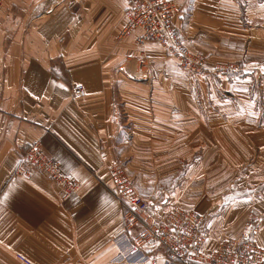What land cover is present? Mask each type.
Listing matches in <instances>:
<instances>
[{
    "label": "crops",
    "instance_id": "1",
    "mask_svg": "<svg viewBox=\"0 0 264 264\" xmlns=\"http://www.w3.org/2000/svg\"><path fill=\"white\" fill-rule=\"evenodd\" d=\"M171 1L202 73L123 36L129 0L3 1L0 264H130L115 263V240L143 227L127 226L111 192L115 167L147 223L198 212L207 253L250 227L264 249V0ZM75 85L87 92L77 102ZM34 143L81 186L67 201L45 173H17ZM144 251L145 264H166L162 246Z\"/></svg>",
    "mask_w": 264,
    "mask_h": 264
},
{
    "label": "built area",
    "instance_id": "2",
    "mask_svg": "<svg viewBox=\"0 0 264 264\" xmlns=\"http://www.w3.org/2000/svg\"><path fill=\"white\" fill-rule=\"evenodd\" d=\"M3 1L0 0V8ZM179 13V8L171 0H129L125 10L127 25L122 35L137 31L136 44L142 51L149 43H156L186 71L201 73L206 69V61L201 54L190 53L185 48L175 26ZM72 95L77 102L86 98L87 92L82 85H75ZM34 172L45 173L51 181L59 184L64 191V201L80 190L81 186L63 175L60 163L46 155L39 143L27 149L17 169L18 174L29 177ZM111 175L114 180L111 192L125 208L127 226L140 224L143 227L141 236L134 240L127 234L116 238L119 255L115 263H148L150 257L144 248L155 243L166 251V264H264V249L251 240L225 241L207 253V234L202 228L204 221L194 212L174 208L161 222L147 223L143 214L148 205L135 190L133 179L121 167L112 169ZM18 258L24 264H32L24 256Z\"/></svg>",
    "mask_w": 264,
    "mask_h": 264
},
{
    "label": "rangeland",
    "instance_id": "3",
    "mask_svg": "<svg viewBox=\"0 0 264 264\" xmlns=\"http://www.w3.org/2000/svg\"><path fill=\"white\" fill-rule=\"evenodd\" d=\"M194 213H196L199 216H201L202 219H203V221H204V217L202 215H200L198 212H194ZM246 222H247L248 225H251V226L254 225L253 222H252V217L251 216L246 217ZM253 227L254 226H252V228ZM202 228H203V232H205L207 234L206 225H204ZM254 230L255 229L252 230L251 227H250L248 229L245 228L240 233L231 232V233H229V235H227L228 236L227 239L223 240L217 247H219L223 242L230 241V240H236V241L251 240V241H255L259 245V242H258V237H259L258 236V232L257 231H254ZM207 236H208V234H207Z\"/></svg>",
    "mask_w": 264,
    "mask_h": 264
}]
</instances>
